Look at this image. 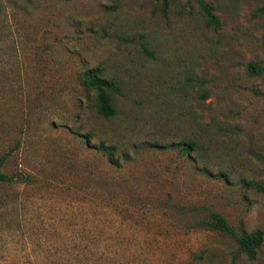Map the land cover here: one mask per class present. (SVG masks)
<instances>
[{"label": "rangeland", "instance_id": "1", "mask_svg": "<svg viewBox=\"0 0 264 264\" xmlns=\"http://www.w3.org/2000/svg\"><path fill=\"white\" fill-rule=\"evenodd\" d=\"M263 8L0 0L2 171L34 180L0 183V264H264ZM95 67L119 88L111 119L80 83ZM208 212L262 232L255 260Z\"/></svg>", "mask_w": 264, "mask_h": 264}, {"label": "trees", "instance_id": "2", "mask_svg": "<svg viewBox=\"0 0 264 264\" xmlns=\"http://www.w3.org/2000/svg\"><path fill=\"white\" fill-rule=\"evenodd\" d=\"M201 8L206 25L218 28L219 21L212 13V7L208 4H202ZM262 10L264 11V8ZM249 70L253 74H258L262 71L261 68L254 64L249 65ZM80 83L87 91L93 93V104L98 117L107 120L116 115L117 111L113 103V95L119 92V88L115 81L103 76V70L100 67L86 70L80 78ZM103 145L102 143V146H100L98 150L107 157L111 165L117 166L119 164V159L114 157V147H104ZM193 146V142H182L179 145L181 152L187 157L189 156V152L193 149ZM5 160V156L0 158V183L28 185L34 181L29 175H24L22 173L7 174L3 172L2 168ZM202 171L206 174L209 173L207 169H202ZM199 226L232 238L236 242L241 253L249 261L255 260L257 251L263 242V234L260 230L248 234L238 233L224 220V218L213 212H208L207 215L202 217Z\"/></svg>", "mask_w": 264, "mask_h": 264}]
</instances>
